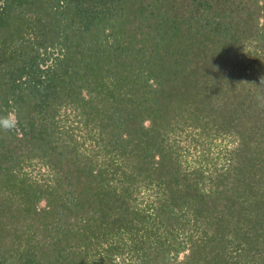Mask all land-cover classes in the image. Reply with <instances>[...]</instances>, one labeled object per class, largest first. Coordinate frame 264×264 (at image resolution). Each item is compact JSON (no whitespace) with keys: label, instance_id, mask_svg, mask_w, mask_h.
Wrapping results in <instances>:
<instances>
[{"label":"trees","instance_id":"trees-1","mask_svg":"<svg viewBox=\"0 0 264 264\" xmlns=\"http://www.w3.org/2000/svg\"><path fill=\"white\" fill-rule=\"evenodd\" d=\"M0 264H264V0H0Z\"/></svg>","mask_w":264,"mask_h":264},{"label":"rangeland","instance_id":"rangeland-1","mask_svg":"<svg viewBox=\"0 0 264 264\" xmlns=\"http://www.w3.org/2000/svg\"><path fill=\"white\" fill-rule=\"evenodd\" d=\"M30 170V169H29ZM35 171H33V172H31L32 174H35V173H37V170L36 169H34ZM28 171V170H27Z\"/></svg>","mask_w":264,"mask_h":264}]
</instances>
